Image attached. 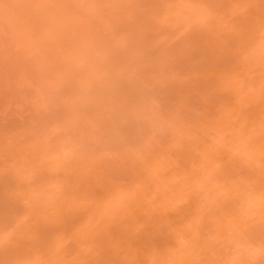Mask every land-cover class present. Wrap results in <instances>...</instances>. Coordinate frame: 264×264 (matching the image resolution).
Returning a JSON list of instances; mask_svg holds the SVG:
<instances>
[{"label":"rangeland","instance_id":"obj_1","mask_svg":"<svg viewBox=\"0 0 264 264\" xmlns=\"http://www.w3.org/2000/svg\"><path fill=\"white\" fill-rule=\"evenodd\" d=\"M0 264H264V0H0Z\"/></svg>","mask_w":264,"mask_h":264}]
</instances>
